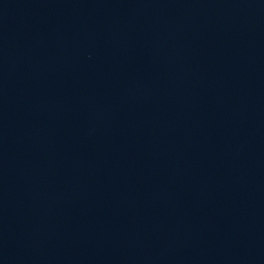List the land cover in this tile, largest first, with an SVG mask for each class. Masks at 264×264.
I'll list each match as a JSON object with an SVG mask.
<instances>
[{
	"label": "water",
	"instance_id": "95a60500",
	"mask_svg": "<svg viewBox=\"0 0 264 264\" xmlns=\"http://www.w3.org/2000/svg\"><path fill=\"white\" fill-rule=\"evenodd\" d=\"M0 264H264V0H0Z\"/></svg>",
	"mask_w": 264,
	"mask_h": 264
}]
</instances>
